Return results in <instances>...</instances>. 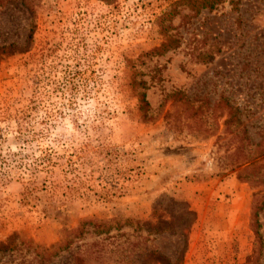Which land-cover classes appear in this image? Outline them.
<instances>
[{
	"label": "rangeland",
	"instance_id": "rangeland-1",
	"mask_svg": "<svg viewBox=\"0 0 264 264\" xmlns=\"http://www.w3.org/2000/svg\"><path fill=\"white\" fill-rule=\"evenodd\" d=\"M195 8L0 3V46H20L0 50V264H264V184L237 166L264 126V0ZM78 66L96 84L62 89ZM92 219L111 227L65 232Z\"/></svg>",
	"mask_w": 264,
	"mask_h": 264
},
{
	"label": "trees",
	"instance_id": "trees-1",
	"mask_svg": "<svg viewBox=\"0 0 264 264\" xmlns=\"http://www.w3.org/2000/svg\"><path fill=\"white\" fill-rule=\"evenodd\" d=\"M2 1L3 0H0V3ZM222 1L223 0H194L195 5H196L195 12L196 13L199 12L202 8L212 10L217 4L221 3ZM7 3L11 4L12 0H7ZM26 4L27 3L22 2L23 6H26ZM234 8L238 9L237 6H234ZM30 37L31 35L29 36V38ZM29 41H32V38H30ZM8 47H11L13 49L20 48V46L17 43H9L7 44V46L5 45L0 46V50L3 48H8ZM87 71H90V70L86 66H83V67L78 66L72 69H67V70L65 69L64 71L62 70V80L58 84L64 90L74 89L78 91L77 88L80 85L82 90L86 91L85 87L89 86L91 83L96 84V77L91 76V74H87ZM76 91H74L75 94L78 93ZM139 101L141 102L142 106L148 105V102L145 99L144 93H142L139 96ZM225 101H226L225 105H226V116L227 117L224 120V123L226 127H230L233 125L236 128V126L238 127L242 125L241 128L235 130L234 132L237 136H240L241 138H245L246 140H249L248 129L244 125L245 122L242 118V115H244L245 113L244 108H240V106L230 103L227 98ZM51 111H52L51 108L50 109L46 108L44 117H48V119H50ZM30 123L31 122L29 120V139L30 140L38 139L39 133L33 130V126ZM20 133H22L21 130L19 131V135ZM258 134L260 136V139L257 142H254V141L250 142L251 145H254L255 154L244 157L243 162H240V163L238 162L237 166L240 169L239 177H242L253 184L262 185L264 184V176L262 178V174L259 175V170H260V167H264V126L259 128ZM242 146H243V143H242ZM52 188L53 187L50 184V186L46 188V191L53 193ZM253 195H254V198L252 202L251 225L255 226V228H258L260 225L259 224V211L262 210L264 207V187L256 191ZM50 200H52V197L50 198ZM109 222L110 221L106 219H97V220L92 219L85 223L83 222L80 227L67 229L65 230V232L72 233V234H74L75 232L76 234L83 235V233L87 232L86 228H84V224H88L93 227V231L96 234L107 233L111 227V224H109Z\"/></svg>",
	"mask_w": 264,
	"mask_h": 264
}]
</instances>
